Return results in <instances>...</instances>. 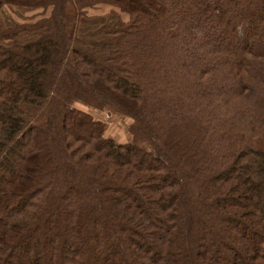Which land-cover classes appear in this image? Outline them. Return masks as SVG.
<instances>
[{
	"label": "trees",
	"instance_id": "obj_1",
	"mask_svg": "<svg viewBox=\"0 0 264 264\" xmlns=\"http://www.w3.org/2000/svg\"><path fill=\"white\" fill-rule=\"evenodd\" d=\"M0 264H264V0H0Z\"/></svg>",
	"mask_w": 264,
	"mask_h": 264
},
{
	"label": "rangeland",
	"instance_id": "obj_2",
	"mask_svg": "<svg viewBox=\"0 0 264 264\" xmlns=\"http://www.w3.org/2000/svg\"><path fill=\"white\" fill-rule=\"evenodd\" d=\"M115 8L118 9V12L122 13L123 15H127L126 13H123L122 11H120L119 8L117 7ZM24 14L21 11H17V10H11V11L4 10L2 17L5 19L8 25H11V24L14 25L15 21H18V22L31 21V17L25 16ZM122 14L114 15L113 13H110L107 17V21L111 22L112 24H118L119 21L125 20V17ZM98 22L96 20L95 21L90 20V24H97ZM87 31L88 30L83 29V32L87 34L88 37H90L89 35L93 31H90V32H87ZM32 38L33 36H31L30 34H24L19 38L18 41L26 42L27 40H30ZM75 106L80 109H84L87 112L93 113L97 119L106 122L107 123L106 135L108 137H112L120 143H126L129 141L128 126L131 123L130 119L120 116L118 114L110 113L109 111L101 112V111L90 109L88 106H86L85 104L81 102H77Z\"/></svg>",
	"mask_w": 264,
	"mask_h": 264
},
{
	"label": "crops",
	"instance_id": "obj_3",
	"mask_svg": "<svg viewBox=\"0 0 264 264\" xmlns=\"http://www.w3.org/2000/svg\"><path fill=\"white\" fill-rule=\"evenodd\" d=\"M4 10H8V11L17 10V11H21L23 14L25 13L24 14L25 16H31L32 14H34V13L37 12V11L31 10V9L19 8V7H15V6H6L3 9V11ZM3 11H2V14H3ZM110 13H113L114 15H116V14H122V13L118 12V9H116L114 6H111V5H108V4H102V5H99V6L95 7V8L89 9L88 10V18H86V20L83 22V24H82V30L85 29V30H88L87 32H90V31H93L95 29H98V28L102 27L103 25H105L108 22L107 21V17H108V15ZM123 16L125 17V21L128 20V18H129L128 15H123ZM90 20H92V21H95L96 20L97 22L98 21L99 22L97 24H90ZM4 21H5V19H4ZM90 27H92V28H90Z\"/></svg>",
	"mask_w": 264,
	"mask_h": 264
}]
</instances>
